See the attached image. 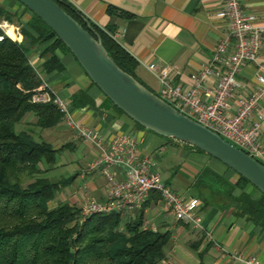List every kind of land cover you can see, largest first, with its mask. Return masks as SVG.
I'll list each match as a JSON object with an SVG mask.
<instances>
[{
	"label": "crops",
	"instance_id": "1",
	"mask_svg": "<svg viewBox=\"0 0 264 264\" xmlns=\"http://www.w3.org/2000/svg\"><path fill=\"white\" fill-rule=\"evenodd\" d=\"M67 1L105 32L120 33L115 40L135 59L136 76L157 94L160 90L157 72L161 68L167 69L173 84H179L182 89L190 87L193 75L211 58L225 28V20L215 15L223 6V0ZM0 6L18 15L19 28L26 27L31 13L19 2L0 0ZM240 6L244 12L252 13L258 23L264 24V0H240ZM108 7L113 11L108 12ZM12 28L16 30L15 25ZM15 34L14 40L23 41L19 30ZM52 42L53 39L44 38L36 43L28 41V61L50 94L66 103L75 121L96 130L105 139L122 133L134 135L138 139V152L152 157L154 171L158 172V151L163 152L168 146L185 160L184 166L169 169L166 177L158 173L182 197L197 198L200 227L175 218L169 220L173 215L162 207L161 199L154 194L150 193L141 207L144 227L168 230L171 234L165 257L159 264H242L237 255H252L264 264V226L238 215L234 207V198L240 192L234 185L237 174L204 153L139 127L90 81L69 51L56 47L52 52H44ZM52 54L62 69L48 72L43 63ZM259 59L264 60V33ZM149 64H154L156 69H149ZM235 80V95L251 94L256 85L254 65L243 63ZM260 105L264 110V100ZM45 130L58 131L55 147L66 144L54 166L67 167L68 163L72 176L79 174L84 180L82 190L67 189L62 197L57 196L51 202L67 201L80 207L87 196L105 200V179L102 177L100 183L96 180L101 175L99 170L82 173L72 166L76 161L72 152L90 162L95 160L97 151L91 143L76 138L63 117L57 126ZM258 141L264 164V118ZM113 171L118 179L124 177L122 169L114 167ZM243 190L250 197H257V190L252 186L246 185Z\"/></svg>",
	"mask_w": 264,
	"mask_h": 264
},
{
	"label": "trees",
	"instance_id": "2",
	"mask_svg": "<svg viewBox=\"0 0 264 264\" xmlns=\"http://www.w3.org/2000/svg\"><path fill=\"white\" fill-rule=\"evenodd\" d=\"M55 1L86 28L81 14L67 0ZM107 11L113 9L108 7ZM7 14L13 15L0 6V16ZM91 25L114 61L144 84L135 74V59L110 32ZM19 32L23 36L20 42L0 28V264H159L171 234L144 227L142 208L82 217L80 207L67 201L49 206L57 190L73 178L52 181L44 176L66 144L55 147L40 135L37 139L32 130H15V125L27 114L35 118L28 124L39 129L62 122V113L55 104L31 100L41 80L28 61V41L53 39L44 52L56 47L68 49L33 13ZM43 67L48 72L62 69L53 54ZM234 185L240 190L234 198L236 213L264 226V195L257 191L256 198L250 197L243 190L250 184L241 176L237 175ZM151 194L159 197L156 192Z\"/></svg>",
	"mask_w": 264,
	"mask_h": 264
},
{
	"label": "built area",
	"instance_id": "3",
	"mask_svg": "<svg viewBox=\"0 0 264 264\" xmlns=\"http://www.w3.org/2000/svg\"><path fill=\"white\" fill-rule=\"evenodd\" d=\"M215 15L225 20V28L212 50L211 58L199 67L187 89L173 84L166 68L159 69L158 96L183 115L262 161L263 152L258 134L264 118V110L260 105L264 100V60L259 59V53L264 24L258 23L252 13L244 12L240 0H223V6ZM4 33L9 36L7 29ZM110 36L117 39L120 33L114 31ZM246 62L254 65L256 85L248 96L235 95V75ZM148 68L156 69L154 64H149ZM31 100L55 104L73 135L91 143L97 151L89 169H98L104 177L106 198L97 201L87 196L80 206L82 217L94 213L138 210L149 194L156 192L162 207L175 220L200 227L197 198L182 197L166 184L160 174L152 169V157L138 152V139L134 135L122 133L111 139L103 138L96 130L75 121L66 103L52 96L42 82L34 89ZM114 167L123 170V178L116 177ZM236 257L242 264H261L252 255Z\"/></svg>",
	"mask_w": 264,
	"mask_h": 264
},
{
	"label": "water",
	"instance_id": "4",
	"mask_svg": "<svg viewBox=\"0 0 264 264\" xmlns=\"http://www.w3.org/2000/svg\"><path fill=\"white\" fill-rule=\"evenodd\" d=\"M40 18L66 46L90 81L134 123L216 159L264 195V164L183 115L123 70L90 21L86 28L55 0H16Z\"/></svg>",
	"mask_w": 264,
	"mask_h": 264
},
{
	"label": "rangeland",
	"instance_id": "5",
	"mask_svg": "<svg viewBox=\"0 0 264 264\" xmlns=\"http://www.w3.org/2000/svg\"><path fill=\"white\" fill-rule=\"evenodd\" d=\"M18 24H19L18 15H16V14H13V16L12 15L9 16L8 14L6 16H4V15L0 16V28H2L4 30L8 29L9 34H12L14 37L16 35L15 32L19 30ZM12 25L16 26V30L12 28ZM34 120H35V118L31 114H27L22 119L21 123L19 122L15 125V130L18 131L22 128L23 129L25 128L26 130H28V129L32 130L34 132V136L37 139L40 135L42 138H45L48 142H50L54 146L59 140V138H57V135H56L58 131L39 129L38 127L34 126L33 124H28V122H33ZM172 151L173 150L170 148V146H168L166 148V150H164L163 152L158 151V159L160 161H159V163H157L156 167H157L158 172L163 177H166L169 169L171 170L172 168L184 166V164H183V163H185L184 158L177 157L176 154ZM72 153L76 156L75 157L76 163L72 162L73 168L78 170V171H81L82 173H84L85 171H89L90 170L89 169V163H91V162L88 160H85L77 152H75V153L72 152ZM201 154H203V153H201ZM203 155H205V154H203ZM205 156L207 157L208 155H205ZM65 160H68V157H66ZM63 162H64V160H63ZM214 162H219V161H217L215 159ZM219 164H221V163H219ZM68 165L69 164L67 163V167L66 166H57V167L53 166L47 172L44 173V176H46L47 178H49L52 181L70 178L72 176V173L69 171ZM102 177H103L102 175H99L96 180L100 183ZM83 183H84L83 178H81L78 174V175L74 176L72 179H70V182L68 184H66L63 187H60L57 190L55 197H57V196L62 197L64 195V193H66L67 189H69V190H75V189L82 190V187L84 185ZM49 206L50 207L55 206L54 202H49ZM171 218H174V217L171 216L169 218V220Z\"/></svg>",
	"mask_w": 264,
	"mask_h": 264
},
{
	"label": "bare ground",
	"instance_id": "6",
	"mask_svg": "<svg viewBox=\"0 0 264 264\" xmlns=\"http://www.w3.org/2000/svg\"><path fill=\"white\" fill-rule=\"evenodd\" d=\"M7 33H8V35L10 36L11 34H9V31H8V29H7ZM15 38V37H14Z\"/></svg>",
	"mask_w": 264,
	"mask_h": 264
}]
</instances>
